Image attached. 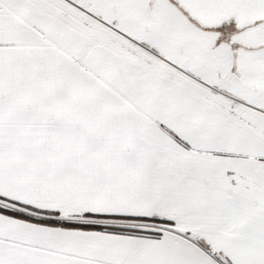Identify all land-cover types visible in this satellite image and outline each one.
Segmentation results:
<instances>
[{
  "label": "snow or ice",
  "instance_id": "6c2138e0",
  "mask_svg": "<svg viewBox=\"0 0 264 264\" xmlns=\"http://www.w3.org/2000/svg\"><path fill=\"white\" fill-rule=\"evenodd\" d=\"M0 264H264V0H0Z\"/></svg>",
  "mask_w": 264,
  "mask_h": 264
}]
</instances>
